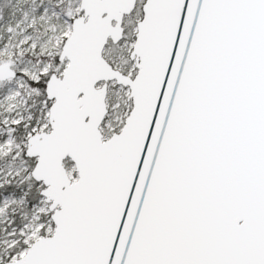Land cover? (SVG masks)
<instances>
[{
    "label": "snow or ice",
    "instance_id": "obj_1",
    "mask_svg": "<svg viewBox=\"0 0 264 264\" xmlns=\"http://www.w3.org/2000/svg\"><path fill=\"white\" fill-rule=\"evenodd\" d=\"M0 264H264V0H0Z\"/></svg>",
    "mask_w": 264,
    "mask_h": 264
}]
</instances>
